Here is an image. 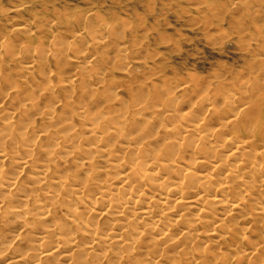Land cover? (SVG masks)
I'll list each match as a JSON object with an SVG mask.
<instances>
[{"label": "bare ground", "instance_id": "6f19581e", "mask_svg": "<svg viewBox=\"0 0 264 264\" xmlns=\"http://www.w3.org/2000/svg\"><path fill=\"white\" fill-rule=\"evenodd\" d=\"M10 9L20 21L0 15V264L264 261V27L246 80L230 70L150 79L155 70L117 91L113 77L98 87L111 55L94 67L64 54L76 42L41 23L46 7ZM100 23L78 29L79 45L91 38L81 53L110 43L128 58L119 24Z\"/></svg>", "mask_w": 264, "mask_h": 264}, {"label": "rangeland", "instance_id": "374dc122", "mask_svg": "<svg viewBox=\"0 0 264 264\" xmlns=\"http://www.w3.org/2000/svg\"><path fill=\"white\" fill-rule=\"evenodd\" d=\"M262 5H264V1L262 2L261 0H246L244 2L243 0H0V15L4 17V19L5 17L8 19H12L14 17V19L20 21V18L18 16H15V14L11 12L10 7L22 6V14L25 17L34 13L40 16L47 14V12H45L46 7V9H48V14L43 18V22L41 23L44 24L47 19L52 20V23L51 21H46V24H50V26H52L55 34L58 36L59 34L61 36L63 35L64 37L66 36V39L69 38L68 41H70V39L74 37L71 40H74V42H76V45L78 46L77 47L75 45L74 47V45L70 46L64 44L61 45L62 47H64L63 49H61L62 47L58 42L59 44L55 45L57 46L56 48L60 46V49L62 51L66 49L67 54H70L72 56L76 55L75 57H86L87 55L92 56L88 59H92L93 64L95 62L94 59L96 60L95 63L98 62L97 66L95 64L94 67H99L100 63H102L103 61L104 55L105 57L106 55L107 57L111 55L109 56L110 62L111 60H115V63H112V67L114 68V70L112 72L105 70L106 73L104 79L106 76V79H108L105 80V82L104 80H102L101 83L104 82V84L102 85L101 83H98V85H100L98 87L104 90V88L102 87H108L109 84L106 86L105 84L106 82H112L110 77H113V79L116 81L117 86H119L117 88V91H122L126 88H130L134 84L143 85L144 82H146L151 77L150 75H152L155 70L157 72H155L156 76L154 73V76L152 75L153 77L150 79L154 80L155 78H169L171 80H181L183 78V80L185 79V81H188L190 80V77L188 76L190 75V73H199L201 76H205L214 71L225 70L229 73L230 70L231 73H229V75L231 77L238 76L242 78V80H246L248 78V75H246L245 73L246 67L248 63H251L253 61L252 52L256 51L258 47L255 41L252 40L255 38L262 39V37L264 36V23L263 21H261V17L264 16V8ZM5 8H9L10 10L7 11ZM251 8L253 9L252 12L254 11L255 13H258H252ZM258 8L260 10H258ZM55 11L59 12L55 13ZM64 11L66 14H68V16H66L68 18L64 16L66 15ZM215 12L217 14H214ZM249 12L254 15L252 16ZM78 13H81L80 15L82 17L79 16ZM82 13H85L83 15L86 18H84ZM75 14L78 15L79 19L82 18L81 21H77L78 24L76 20L79 19H77V16ZM71 15L75 16L72 17ZM95 15L99 16H96V18H94ZM259 15L262 16L260 17ZM70 16L72 18L69 22ZM75 17L76 20H74ZM97 17H100L101 20H99V18ZM96 19L98 20L96 21ZM122 19H124V21ZM84 20H86V22ZM262 20H264V18ZM100 21L105 23L109 22L110 28L112 26L115 27L116 24H119V28H121L122 32L127 35L128 41L124 44L129 48L131 47V57L128 54V58L126 57V59L121 61V59L123 58H120L118 56L119 51H117V48L119 46L117 45L116 48L114 47V49L116 50L115 51L112 49L113 46L110 43H104L101 47V49L104 51H110L109 53L105 52L104 54H99L97 50H90L89 52L93 51L91 52L92 55L89 53L86 55L84 53H81L82 46L86 45L87 42L86 44L84 43V45H79L83 41V39L80 38L82 34L79 33V30L82 29L83 26H87L88 24V26L91 25V28H100ZM255 21H257V24H255ZM68 23H72L69 24L70 27L68 26ZM122 23H125V26H122ZM53 24L57 26L55 27ZM255 25L258 26L257 28H260L259 30H263L262 37L258 33L259 30L255 28ZM143 27H145L147 31H144L145 28ZM130 29L133 31L131 32ZM5 30L6 25L0 24V33H4ZM72 30L73 32L75 31V33H72ZM58 31L60 32L58 33ZM76 31L78 32L76 33ZM130 33H132V36ZM252 33L254 34L250 36ZM79 34L81 35L79 36ZM161 34H163V37H159ZM42 35L45 34L39 35L41 39L44 38V36ZM223 35H225L226 38H224ZM254 35L257 36L253 38ZM50 37L51 36L49 35L48 38L50 39ZM78 37L82 40H80ZM241 37H243L242 39L245 40H242ZM251 37L253 39H251ZM85 38L86 41L91 42L90 35H85ZM131 40H133L134 42L138 40V42L140 43H138V45L134 44L133 42L134 46L136 45L133 48ZM238 40L240 44H238ZM90 42H88L87 45H90ZM144 49H146V51H144L145 60L143 59L144 54L142 51ZM113 51L116 52V54ZM155 51L157 55L155 54ZM148 52L154 53V57L156 59L153 60V54L150 58V54ZM63 53L65 54V51H63ZM137 53L139 55H136ZM112 55H115L114 59ZM137 58L139 59L136 60ZM117 63L121 65L123 64L122 67L119 66L120 70L117 68V65H119ZM126 63L128 64L127 67H125ZM124 67L128 70H126L128 73L124 70ZM129 70H132L130 74ZM148 70L150 74H148ZM240 70L242 71V74ZM109 73L111 74V76L109 75ZM145 74L146 77L148 76V79L145 78ZM140 75L144 76L142 77ZM240 75H244V77ZM78 76H80L79 78H81V74H79ZM118 83H121L120 85L123 89L120 87V85H118ZM260 264H264V261L260 262Z\"/></svg>", "mask_w": 264, "mask_h": 264}]
</instances>
